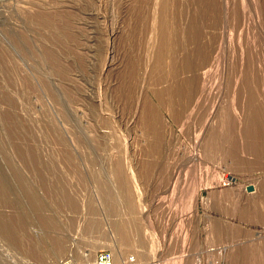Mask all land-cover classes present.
<instances>
[{
    "label": "rangeland",
    "instance_id": "1",
    "mask_svg": "<svg viewBox=\"0 0 264 264\" xmlns=\"http://www.w3.org/2000/svg\"><path fill=\"white\" fill-rule=\"evenodd\" d=\"M2 180L0 264H264V0H0Z\"/></svg>",
    "mask_w": 264,
    "mask_h": 264
},
{
    "label": "bare ground",
    "instance_id": "2",
    "mask_svg": "<svg viewBox=\"0 0 264 264\" xmlns=\"http://www.w3.org/2000/svg\"><path fill=\"white\" fill-rule=\"evenodd\" d=\"M97 1H99V0H97ZM100 1H101V0H100ZM166 3H167V2H166ZM220 3H221V2H220ZM225 4H226V2H225ZM226 7H227V6H226ZM167 9H168V8H167ZM222 11H223V9H222ZM171 13H172V12H171ZM164 20H165V19H164ZM166 22H167V21H166ZM163 23H164V21H163ZM163 23H162V24H163ZM144 25H145V24H144ZM159 27H160V25H159ZM162 27H163V26H161V28H162ZM162 30H163V32L160 34L159 37H160V39H162V41L164 42V41L167 39V36H168V35L166 34L167 30H166V32H164V31H165L164 28H162L161 31H162ZM132 31H133V30H132ZM159 31H160V30H159ZM185 31H186V30H185ZM140 32H141V31H140ZM152 32H153V31H152ZM150 33H151V32H150ZM115 34H116V32H115ZM115 34H114V35H115ZM151 34H152V33H151ZM114 35H113V36H114ZM132 35H133V34H132ZM146 36H147V35H146ZM169 36H170V35H169ZM223 36L225 37V35H223ZM140 37H141V36H140ZM146 38H147V37H146ZM223 39H225V38H223ZM168 41H169V40H168ZM168 41H167V42H168ZM225 41H226V40H225ZM137 43H138V42H137ZM170 43H172V42H170ZM170 43H169V44H170ZM222 43H223V42H222ZM165 44H166V41H165ZM224 45H225V44H224ZM224 45H223V46H224ZM135 46H136V45H135ZM220 46H221V45H220ZM223 46H221L222 48L220 47V48L222 49L221 54H222V52L224 51V50H223ZM139 49H140V48H139ZM119 63H121V62H119ZM118 65H119V64H117L116 60L114 61V60L112 59V60L107 64V67H108V68L111 67L112 69H117V68L120 67V66H118ZM120 65H121V64H120ZM136 79H137V78H136ZM133 83H134V82H133ZM189 84H190V83H189ZM137 100H138V99H137ZM205 123H206V121H205ZM205 123H204V124H205ZM209 123H211V122H209ZM204 124H203V126H204ZM203 126H202V130H203ZM210 126H211V125H210ZM204 127H206V125H205ZM202 130H201V131H202ZM203 131H204V130H203ZM205 133H206V132H205ZM200 136H201V135H200ZM203 137H204V136H203ZM40 154H41V153H40ZM41 160H42V159H41ZM47 162H48V161H47ZM48 166H49V165H48ZM55 169H56V168H55ZM230 177H231V178H234L233 176H230ZM2 182H3V180H2ZM2 182L0 183V187H1L2 190H5V188H4V182H3V183H2ZM56 184H57V183H56ZM59 184H60V183H59ZM61 184H63V183H61ZM67 185H68V184H67ZM64 186H65V185H64ZM2 187H3V188H2ZM52 187H53V185H52ZM57 187H58V186H57ZM59 187H60V186H59ZM1 189H0V191H2ZM54 189H55V188H54ZM58 190H59V189H58ZM2 193H3V191L1 192V194H2ZM3 194H5V193H3ZM116 194H117V193H116ZM114 195H115V194H114ZM0 196H1V195H0ZM73 196H74V195H73ZM2 197H3V196H2ZM6 198H8V197H6ZM29 198H30V197H29ZM120 198H121V197H120ZM31 199H32V198H31ZM36 199H38V198H36ZM69 199H70V198H69ZM4 200H5V198H4ZM17 200H19V199H17ZM39 200H40V199H39ZM40 201H41V200H40ZM40 201H39V202H40ZM6 202H7V201H6ZM17 202H18V201H17ZM35 202H37V201L35 200ZM35 202H34V203H35ZM45 202H46V201H45ZM1 203H2V202H1ZM4 203H5V202H4ZM26 203H27V202H26ZM62 203H63V202H62ZM37 204H38V202H37ZM68 204H69V203H68ZM121 204H122V203H121ZM10 205H11V204H10ZM24 205H25V204H24ZM31 205H32V204H31ZM46 205H47V204H46ZM64 205H65V204H64ZM71 205H72V204H71ZM126 205H127V204H126ZM126 205H125V206H126ZM27 206H30V205H27ZM33 206H34V204H33ZM37 206H38V205H37ZM39 207H41V208H45L44 205L42 204V202L40 203ZM17 208H18V207H17ZM27 209H28V208H27ZM34 209H35V208H34ZM42 210H43V209H42ZM47 210H48V209H47ZM40 211H41V210H40ZM43 211H44V210H43ZM43 211H42V212H43ZM42 212H41V213H42ZM44 212L48 214L47 211H44ZM66 212H67V211H66ZM71 212H72V211H70V213H71ZM77 212H78V211H77ZM36 213H37V212H36ZM82 213H83V212H82ZM42 214H44V213H42ZM77 214H78V213H77ZM79 214H80V213H79ZM126 214H127V213H126ZM28 215H29V214H28ZM34 215H35V214H34ZM70 215H71V214H70ZM127 215H128V214H127ZM39 217H40V216H39ZM70 217H71V216H70ZM41 220H42V218H41ZM59 220H60V219H59ZM26 221H27V219H26ZM54 221H55V220H54ZM78 221H79V220H78ZM147 221H148V220H147ZM15 222H16V221H15ZM61 223H62V222H61ZM152 223H153V222H152ZM45 224H46V223H45ZM54 224H55V223H54ZM56 224H57V223H56ZM75 224H76V223H75ZM51 225H52V224H51ZM71 225H72V224H71ZM58 226H59V225H58ZM67 226H68V225H67ZM65 227H66V226H65ZM6 228H7V227H6ZM148 228H149V227H148ZM7 229H9V228H7ZM75 229H76V228H75ZM19 230H20V229H19ZM73 230H74V229H73ZM149 230H150V229H149ZM49 231H50V230H49ZM51 231H52V230H51ZM62 231H64V228H63ZM150 231H151V230H150ZM70 232H71V231H70ZM62 233H63V232H62ZM8 234H10V233H8ZM70 234H71V233H70ZM48 235H49V234H48ZM29 237H30V236H29ZM62 237H63V235H62ZM61 239H62V238H61ZM19 240H20V239H19ZM51 240H53V239H51ZM262 240H263V238H262ZM152 243H153V242H152ZM58 244H59V243H58ZM60 245H61V244H60ZM95 245H96V244H95ZM31 248H32V247H31ZM152 248H153V247H152ZM33 249H34V248H33ZM34 252H35V251H34ZM42 252H43V251H42ZM42 252H41V253H42ZM59 252H60V251L55 252V253L53 252V257H57L58 254H59ZM35 253H36V252H35ZM38 253H39V252H38ZM42 255H43V254H42ZM88 256H89V254H87V255H83V254H81V260H82L83 262H85V264H90V263H89V258H90V257L88 258ZM40 258H41V257H40ZM151 262H152V261H151ZM62 263H63V262H62Z\"/></svg>",
    "mask_w": 264,
    "mask_h": 264
},
{
    "label": "built area",
    "instance_id": "3",
    "mask_svg": "<svg viewBox=\"0 0 264 264\" xmlns=\"http://www.w3.org/2000/svg\"><path fill=\"white\" fill-rule=\"evenodd\" d=\"M112 263V255L107 251H101L98 253L95 264H111ZM67 264H70L68 262Z\"/></svg>",
    "mask_w": 264,
    "mask_h": 264
}]
</instances>
